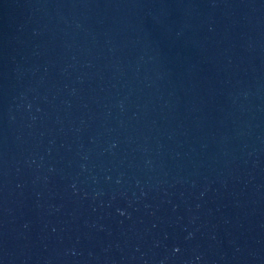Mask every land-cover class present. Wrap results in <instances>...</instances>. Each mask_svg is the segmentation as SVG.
Listing matches in <instances>:
<instances>
[{"label":"water","instance_id":"95a60500","mask_svg":"<svg viewBox=\"0 0 264 264\" xmlns=\"http://www.w3.org/2000/svg\"><path fill=\"white\" fill-rule=\"evenodd\" d=\"M0 264H264V0H0Z\"/></svg>","mask_w":264,"mask_h":264}]
</instances>
